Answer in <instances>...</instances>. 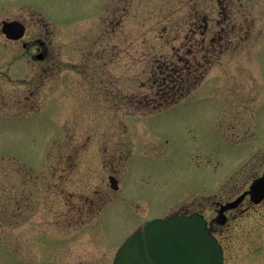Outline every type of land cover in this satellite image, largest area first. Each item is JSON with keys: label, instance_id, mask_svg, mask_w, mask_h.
<instances>
[{"label": "rangeland", "instance_id": "rangeland-1", "mask_svg": "<svg viewBox=\"0 0 264 264\" xmlns=\"http://www.w3.org/2000/svg\"><path fill=\"white\" fill-rule=\"evenodd\" d=\"M16 3L46 56L9 79L0 44V264H111L139 225L196 210L264 151V0H0V20ZM181 60L201 81L139 108L157 65ZM229 245L225 264H249Z\"/></svg>", "mask_w": 264, "mask_h": 264}, {"label": "flooded vegetation", "instance_id": "flooded-vegetation-1", "mask_svg": "<svg viewBox=\"0 0 264 264\" xmlns=\"http://www.w3.org/2000/svg\"><path fill=\"white\" fill-rule=\"evenodd\" d=\"M13 6L14 8L18 7L21 14L18 16L12 15L7 19L3 18L0 20V44L7 47L5 51L9 58L5 77L9 79L26 75L28 58L33 62H39L40 66L46 56V44L41 39V32L35 37L27 39L28 27L22 18L23 15H26L25 5L16 3ZM3 13V9H0V17L3 16ZM5 23L14 24V26L8 27L6 29L7 32H3ZM23 118L22 115L12 116V119L15 121ZM217 162L219 161H216V164ZM216 170L217 168H214L213 172ZM257 180H262L260 187L262 193H264V151L260 150L250 159L246 160L238 171L226 174L221 184L219 183V185H216L211 190L208 189L207 192L211 196L205 201L201 196L200 201L196 204V210L188 212V209H186L181 213L174 214L181 216L197 214L203 218L210 235L215 238L220 246L223 264H225L226 251L229 250L230 243L237 263H240V260H245L249 261V264H264V197L260 201L254 202L253 199H257L258 195L256 194L252 197L251 191V186ZM258 208L263 210V212L257 215L259 217L255 216L253 220L247 221L248 223L246 222L244 227L240 225V227L237 226L235 228L232 225L243 216L249 217L251 211L256 212ZM255 219L261 220L256 221ZM228 229H238L241 232L237 233L233 240H231L233 237L229 238L228 241L230 243L226 246L227 239H223V234ZM250 233L260 236L256 242L260 244L261 253L255 258L245 259L240 255L241 248L253 240L251 239L253 236Z\"/></svg>", "mask_w": 264, "mask_h": 264}, {"label": "water", "instance_id": "water-1", "mask_svg": "<svg viewBox=\"0 0 264 264\" xmlns=\"http://www.w3.org/2000/svg\"><path fill=\"white\" fill-rule=\"evenodd\" d=\"M11 26L5 23L3 32ZM261 181L251 186L252 197L258 195L254 202L264 197ZM109 182L117 188L113 177ZM112 264H222V254L203 218L193 214L143 223L120 246Z\"/></svg>", "mask_w": 264, "mask_h": 264}, {"label": "trees", "instance_id": "trees-1", "mask_svg": "<svg viewBox=\"0 0 264 264\" xmlns=\"http://www.w3.org/2000/svg\"><path fill=\"white\" fill-rule=\"evenodd\" d=\"M180 62L183 67L171 63L157 65L158 73L154 75L151 85L154 90L150 95L136 99L139 108L156 112L173 105L201 81L197 73L198 68L192 70L188 62L183 63L182 60Z\"/></svg>", "mask_w": 264, "mask_h": 264}]
</instances>
